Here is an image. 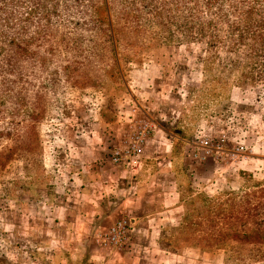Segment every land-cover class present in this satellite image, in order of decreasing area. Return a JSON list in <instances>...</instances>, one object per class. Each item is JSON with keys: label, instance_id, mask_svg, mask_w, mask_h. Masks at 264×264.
<instances>
[{"label": "rangeland", "instance_id": "obj_1", "mask_svg": "<svg viewBox=\"0 0 264 264\" xmlns=\"http://www.w3.org/2000/svg\"><path fill=\"white\" fill-rule=\"evenodd\" d=\"M199 27L210 35L182 34ZM154 61L178 74L188 137L212 149L184 174L166 239L183 258L165 264H264V236L245 239L264 231V0H0V264H18L19 207L60 188Z\"/></svg>", "mask_w": 264, "mask_h": 264}, {"label": "crops", "instance_id": "obj_2", "mask_svg": "<svg viewBox=\"0 0 264 264\" xmlns=\"http://www.w3.org/2000/svg\"><path fill=\"white\" fill-rule=\"evenodd\" d=\"M171 68L164 61L141 68L133 84V102L121 99L115 120L91 132L78 162L67 166L60 188L41 197L43 206L36 202L33 208L19 207L18 264H165L183 258L180 250L171 248L176 242L173 233L184 215V174L195 170L202 149L197 134L195 140L188 137L193 126L187 118L189 102L178 96V74ZM135 105L140 112L132 113ZM136 117L145 119L151 132L141 171L134 176L113 165L111 153ZM224 126L226 122L223 130ZM123 214L132 221L127 245H102L96 235Z\"/></svg>", "mask_w": 264, "mask_h": 264}, {"label": "built area", "instance_id": "obj_3", "mask_svg": "<svg viewBox=\"0 0 264 264\" xmlns=\"http://www.w3.org/2000/svg\"><path fill=\"white\" fill-rule=\"evenodd\" d=\"M137 110H134L136 112ZM151 127L145 119L135 118L131 130L122 138L111 153L113 165L126 173L138 175L142 168V157L146 140L150 136ZM198 145L205 151L204 156H211L212 149L208 140H201ZM132 221L123 214L109 229L96 235L102 245H110L123 249L129 240Z\"/></svg>", "mask_w": 264, "mask_h": 264}, {"label": "trees", "instance_id": "obj_4", "mask_svg": "<svg viewBox=\"0 0 264 264\" xmlns=\"http://www.w3.org/2000/svg\"><path fill=\"white\" fill-rule=\"evenodd\" d=\"M211 3H207L206 4V7L209 6ZM210 9V8H209ZM188 28H191V27H186V29ZM210 28L208 27L207 30H209ZM205 31V28L204 27H199L198 29V32H193V29L191 31H186V32H183L182 34L183 35H210L211 32L208 33L207 32H204ZM185 191V189H184ZM184 193V192H183ZM36 194V193H35ZM220 199V198H219ZM182 202H183V194H182ZM219 208H222V206L220 205ZM245 212H246V208H245ZM230 218V217H229ZM223 220L225 221V218H223ZM182 222H183V218H182V221H181V225L180 227L177 229V231L175 233H173V235L175 236V239L174 241H176L175 243H178L179 242V237H180V232H181V226H182ZM259 236H264V231H260L258 233H255L253 232V235L252 236H246L245 235V239H249V238H254V237H259ZM173 237V236H172ZM17 242H18V247H17V250L20 249V246H21V243H20V240L19 238L17 239ZM181 243V242H180ZM264 244V243H263ZM219 249H227L225 248L224 246H221L219 247ZM253 251H256L257 253H262V249L260 248H252V249H245V255L248 254V255H251V252ZM232 252V250H231ZM247 252V253H246ZM263 254V253H262Z\"/></svg>", "mask_w": 264, "mask_h": 264}]
</instances>
